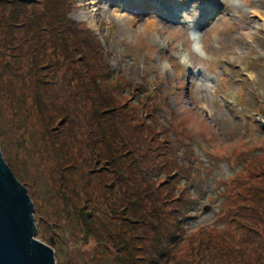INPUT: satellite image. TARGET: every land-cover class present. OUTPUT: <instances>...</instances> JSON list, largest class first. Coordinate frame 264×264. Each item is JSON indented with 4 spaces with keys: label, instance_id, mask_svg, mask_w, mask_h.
Here are the masks:
<instances>
[{
    "label": "rangeland",
    "instance_id": "1",
    "mask_svg": "<svg viewBox=\"0 0 264 264\" xmlns=\"http://www.w3.org/2000/svg\"><path fill=\"white\" fill-rule=\"evenodd\" d=\"M62 16L95 37L116 79L93 87L100 58ZM0 25V153L55 264H264V0H0ZM120 75L143 81L140 91L159 103L140 117L149 135L129 126L127 146L109 128L123 131L131 112L122 103L135 98ZM102 121L127 182L94 143ZM159 121L166 127L154 139ZM150 136L153 150L172 140L194 174L180 179L193 202L180 228L169 225L163 189L154 190L156 222L146 209L143 222L126 217L134 194L150 208L131 164ZM231 176V210L219 219Z\"/></svg>",
    "mask_w": 264,
    "mask_h": 264
},
{
    "label": "trees",
    "instance_id": "2",
    "mask_svg": "<svg viewBox=\"0 0 264 264\" xmlns=\"http://www.w3.org/2000/svg\"><path fill=\"white\" fill-rule=\"evenodd\" d=\"M62 19L64 21V23L66 24V31H68V33L70 35H72L73 33L76 34L77 39L80 41V43L83 45L87 46H91V51L93 52V54L96 57H99L100 59H98L97 61V69H98V73L97 74V78L98 80H94L92 82L93 87L95 89H98V85H99V81H101L102 79L106 80V81H113L114 79H116L113 76V72L109 69L108 65L106 62L102 61L101 59V47L98 43V41L95 39V37L88 32L85 29H82L81 26L78 23H72L73 25L70 26L67 24V20L65 18V16H62ZM4 28V26L0 25V30H2ZM110 57V56H109ZM124 75V74H123ZM122 76V75H120ZM119 76V77H120ZM122 77H120L121 79V88L122 85L124 86V88H126V90H129L132 92V96L134 97H129L130 101H131V105H129V100H125L122 103V107L125 110L130 111V114H127V116L129 115V118H127V123L122 125V129L123 131L115 126V125H111L109 122V128L115 133V137L117 138V135H119V138L121 139V146H127L128 143H130L131 138L129 139L128 136V131L130 130V127H133V129H135L137 135L138 132L141 133L142 135H144L145 139L146 137L149 135L148 133H146L148 130H150L151 125H147L145 127H142V123H144L143 121H141L142 117H145L150 115L151 113L155 112V110L157 109L156 106L159 103H156L157 101H152L150 98H148V96H144V92L148 93L147 91H140V87L142 86L143 89V85H141V83H144L143 81H141L140 83H138V86L133 85V83L131 81L128 80H124L122 79ZM136 87V88H135ZM146 88V87H145ZM136 92V93H133ZM140 112H144L142 115L139 116ZM141 117V118H140ZM150 117V116H148ZM123 121V120H121ZM107 122L104 123L103 121L98 124L97 126V130H100V132L102 133V136H100L96 142V145H101L104 149V152H106V156L108 157L105 162L108 163L109 165H112L113 168L115 166H117V164L115 163L114 160V156L111 152V149L113 148V145L106 139L107 137V130L108 127L106 126ZM130 126V127H129ZM166 126L159 121V126L154 125V129L151 131L152 133H154V139L155 137L159 138V136L162 134L163 130ZM93 133V130L90 131L91 135ZM117 133V134H116ZM126 136V137H125ZM153 136L148 137L147 143H148V151L144 150L142 148L141 143L136 144L137 149L141 152L140 155L134 156L133 158H131V164L135 166V175L133 174L132 178L133 181H138L140 183V185L137 187L138 189H140L139 187L141 186V184H146V188L147 191L144 192L143 194H146V196L148 198H150V208H146V207H141V205L146 206L147 202H143V200H147L145 197L143 196H135L137 194H134L132 196V202L126 206L124 208V210H126V213H128L129 219H132L135 221L139 222H143V218H145V216L138 214V210L142 211V209H146L148 210V213L151 214V216H154V221L158 220L160 216H163L162 212L160 209L156 208L153 205V201L155 199V189H163L164 191V198L162 199L163 205L164 206H169V214L172 215V218L170 220V224L171 226H174L176 228H180L181 224L190 219L191 218V214L190 212L193 209L192 206V200L188 201L187 203L186 200L184 198L185 195V191L186 186L183 184H180V179L182 178H188V175H190L191 177H193L192 175H194L192 173L191 170H189V168H185V166L183 165L184 163H182V158L179 152L176 151V149L173 148V142L172 140L169 141L168 139L166 140V147L164 148H160L159 146L157 147V149L153 150L152 148H150V143L149 141H152ZM143 142V141H142ZM161 145H165V143L161 142ZM160 150V153H156L154 154L156 151ZM184 151L186 153L191 154V151L186 147L184 148ZM94 152H98L97 150L94 149ZM105 156V155H104ZM250 157L252 156H246L244 158L240 159V168L238 169L241 170L243 167L246 168L250 165L251 161H250ZM122 158V157H121ZM117 159V158H116ZM193 160V158H192ZM194 163V161H193ZM192 163V164H193ZM116 168V172L117 173V177L118 180H123V182H127V180L125 179V176L122 174L123 172L117 168ZM140 169V170H139ZM237 171V172H238ZM235 172V174L237 173ZM154 173H157L156 175ZM139 174V175H138ZM145 174H147V176L149 177V183H148V179L145 178ZM154 174V175H153ZM161 175V177H157L158 175ZM182 176V177H181ZM196 176V175H195ZM196 178V177H195ZM235 178L233 176H231L228 180H226L223 184H224V189L226 188V191L224 192L225 195H222V199H225V196L227 197L226 200V204L223 206V210L221 212H219V214H216V216L219 217V219L222 218L223 213H225L226 211H230L231 207H230V199L233 198V194L229 195V188L231 187V185L234 183ZM129 186V184H128ZM163 187V188H162ZM136 193V192H133ZM135 196V197H134ZM137 199L134 201V198ZM185 201V202H184ZM234 199L231 201L233 202ZM161 203V201H160ZM229 203V204H228ZM139 204V206H138ZM147 213V214H148ZM228 213V212H226ZM110 216H108V221L104 223V226L108 228V231H112L114 232V235L112 234V236L114 237V240H117L118 235L116 234L117 232L115 231L116 229V225L113 222H109ZM156 222V221H155ZM176 230V229H175ZM199 232L201 233L202 230H199ZM170 240L172 243H174V241H177L180 239L179 235L176 234H171L170 235ZM53 241L52 238L49 239V244L51 245L50 241ZM175 244V243H174ZM52 246V245H51ZM54 246V245H53ZM157 246V244H156ZM155 246V247H156ZM121 248V246H120ZM118 249V248H117ZM140 260V258L135 257V259L133 260L134 264L135 261Z\"/></svg>",
    "mask_w": 264,
    "mask_h": 264
},
{
    "label": "water",
    "instance_id": "3",
    "mask_svg": "<svg viewBox=\"0 0 264 264\" xmlns=\"http://www.w3.org/2000/svg\"><path fill=\"white\" fill-rule=\"evenodd\" d=\"M32 205L0 153V264H55L51 248L34 239Z\"/></svg>",
    "mask_w": 264,
    "mask_h": 264
},
{
    "label": "bare ground",
    "instance_id": "4",
    "mask_svg": "<svg viewBox=\"0 0 264 264\" xmlns=\"http://www.w3.org/2000/svg\"><path fill=\"white\" fill-rule=\"evenodd\" d=\"M125 24V23H124Z\"/></svg>",
    "mask_w": 264,
    "mask_h": 264
}]
</instances>
